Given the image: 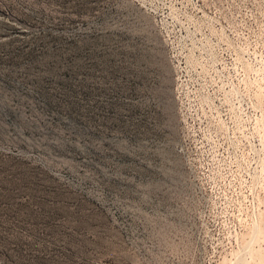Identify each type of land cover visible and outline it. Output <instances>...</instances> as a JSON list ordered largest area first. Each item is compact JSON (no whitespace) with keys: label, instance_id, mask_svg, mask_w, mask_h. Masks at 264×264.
Masks as SVG:
<instances>
[{"label":"rangeland","instance_id":"1","mask_svg":"<svg viewBox=\"0 0 264 264\" xmlns=\"http://www.w3.org/2000/svg\"><path fill=\"white\" fill-rule=\"evenodd\" d=\"M0 264H264V0H0Z\"/></svg>","mask_w":264,"mask_h":264}]
</instances>
